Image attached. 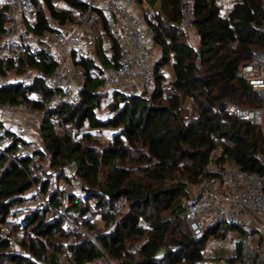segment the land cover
<instances>
[{"label":"trees","instance_id":"obj_1","mask_svg":"<svg viewBox=\"0 0 264 264\" xmlns=\"http://www.w3.org/2000/svg\"><path fill=\"white\" fill-rule=\"evenodd\" d=\"M35 10L27 22L28 30L40 34L48 30L47 16L65 20L72 10H84L83 2L58 0L66 9L58 10L52 0H33ZM159 0H149L156 5ZM223 0H195L197 46L186 39L178 26L183 14V0H160L152 44L159 56L154 63L155 90L152 100L138 95L115 92L97 93L99 66L90 57L79 63L87 72L81 101L62 104L48 114L42 131L47 149L53 154L51 167L62 169L74 162L76 174L84 182L93 207L71 196L69 210L75 221L90 233L113 264H216L220 258L205 255L206 238L219 231L212 227L201 241L194 240L185 220V200H190L188 186L196 182L202 169L217 154L226 155L243 170L264 174V137L261 128L229 115L227 104L242 108L264 109V99L249 83L238 76L242 66L251 62L254 52L264 50V35L258 28L264 23V0H234L223 16ZM106 28L107 16L99 13ZM11 20L8 8L0 7V42ZM113 61L105 56L103 37L96 45L101 65L115 66L120 56L117 41H110ZM10 51L0 43V74L12 69ZM200 56V59L198 58ZM39 56V57H38ZM20 72L30 69L50 75L54 66L42 55L25 51ZM172 65L173 78L162 73ZM40 95L39 100L31 95ZM50 90L39 78L27 86L21 82L0 89V104L25 102L45 106ZM108 115L98 111L106 104ZM57 118L52 120V114ZM87 126L80 139L77 134ZM57 129V130H56ZM103 133L106 141L96 137ZM32 183L26 172L0 155V233L30 230L16 254L0 241V264H37L29 256L63 264L67 250L77 264H89L102 256L100 249L82 234L63 228L61 219L51 218L46 208L27 214L17 225L11 208L21 203ZM119 199L126 208L114 213ZM186 201V202H187ZM100 216L103 227L96 222ZM113 226L108 229V223ZM72 239V241H71ZM71 241V244H66ZM139 243L137 251L129 244ZM236 257H225L236 260Z\"/></svg>","mask_w":264,"mask_h":264},{"label":"built area","instance_id":"obj_2","mask_svg":"<svg viewBox=\"0 0 264 264\" xmlns=\"http://www.w3.org/2000/svg\"><path fill=\"white\" fill-rule=\"evenodd\" d=\"M55 5L58 0H52ZM86 6L84 10H72L65 20L47 16L48 30L38 34L28 31L35 10L33 0H0V7H7L11 20L6 24L2 45L9 49L8 58L12 69L0 74V89L21 82V57L25 51L42 55L52 63L50 75L30 69L27 73L39 78L52 90L45 106L33 107L25 102L0 104V155L21 167L32 183V189L23 196L21 203L12 206L11 213L17 225H21L27 214L46 208L51 218L61 219L63 228L73 234H82L97 246L102 256L89 264H113L97 241L75 221V214L69 210L70 197L83 203L93 204L88 190L76 174V165L69 162L66 167H51L53 154L47 149L41 133L48 114L62 104H78L81 91L87 80L85 67L79 63L90 57L99 66L100 84L97 93L119 92L126 96L138 95L145 101L152 100L155 90L154 63L157 58L147 43L153 40V31L148 19L155 22L158 7L149 0H77ZM195 0H183V16L178 26L186 33H195ZM234 0L222 8L227 16ZM160 2V0L158 1ZM99 13L107 16L106 28L110 32L109 41H117L120 56L115 66L106 67L97 58L96 45L104 34ZM258 32L264 35V23ZM112 49L106 48L105 56L113 61ZM39 57V56H38ZM200 56L198 55V58ZM238 76L244 79L256 94L264 99V50L254 52L251 62L242 66ZM40 95L33 99L39 100ZM225 110L240 121L261 128L264 137V109H246L237 104H227ZM55 120L57 114H52ZM201 172L199 179L188 186L190 200L185 205V220L196 241L205 238L212 227L226 223L237 232L219 242L226 248H234L236 260L220 258L216 264H264V174L243 170L226 155L217 154ZM125 199H119L114 213L120 214ZM113 226V221L107 228ZM30 230L21 228L14 231L5 228L0 233V241L6 240L13 253L22 254L17 247L24 241ZM226 234V231L223 235ZM225 237V236H224ZM72 241V239H71ZM69 241L66 245L71 244ZM214 242L210 236L206 244ZM140 245L138 244V248ZM130 250L133 248H129ZM37 264H50L46 259L29 256ZM63 264H77L67 250L62 255Z\"/></svg>","mask_w":264,"mask_h":264},{"label":"rangeland","instance_id":"obj_3","mask_svg":"<svg viewBox=\"0 0 264 264\" xmlns=\"http://www.w3.org/2000/svg\"><path fill=\"white\" fill-rule=\"evenodd\" d=\"M229 1L230 0H223V2H222V4H224V5H226V4H228L229 3ZM56 7H57V9H63V7H64V5L62 4V3H60V4H57L56 5ZM31 23H34V18L32 17V20H31ZM186 35V39L188 40V42L191 44V45H193V46H195L196 47V42H198V40H197V38L195 37V35H193V34H189V33H186L185 34ZM196 41V42H195ZM2 42V41H1ZM0 42V43H1ZM198 44V43H197ZM1 45H2V43H1ZM147 47H149V48H151L153 51H154V48H153V44H148L147 45ZM198 47L199 46H197L196 48L198 49ZM107 48V47H106ZM106 48H104V49H106ZM159 52H157V54H158ZM159 55V54H158ZM162 73L164 74V75H166V78H167V80H171L172 78H173V70H172V65L170 64V63H167L166 65H165V67H163V69H162ZM21 79V83H23V84H25V83H27V82H31L32 80V76H31V74L30 73H27V72H25L24 74H23V76H21L20 77ZM112 92L111 93H109L107 96H106V98H107V100H111L112 98ZM34 96H35V94L34 95H31V97L32 98H34ZM107 101H106V104L100 109V111H98V115L101 117H104V116H106V115H108L107 113H108V109H107ZM87 129V126L84 128V129H82L78 134H77V136L75 137V139L76 140H78V139H80L81 138V136H82V133L83 132H85V130ZM57 130V129H56ZM96 137L97 138H99L100 140H102V141H106V138L105 137H103V133H99V134H96ZM84 183V182H83ZM187 200H185V202H184V205H186V203L189 201H187ZM89 206H91V207H93L94 205H95V200L93 201V204H89V203H87ZM125 204H126V201H125V203H124V207H123V209L125 210V208H126V206H125ZM96 222L98 223V224H100V226H104L103 225V223H102V221H101V217L100 216H97L96 217ZM106 227H107V225H106ZM220 228H219V231L217 230L216 232H213L211 235H210V239H212L213 241H214V243H216V244H214V249L215 250H217L218 251V255L220 256H223V253L221 254L219 251L220 250H218L219 248V245H220V248H226L225 246H223V245H221L219 242H217L218 240H219V237H222V240H227L228 239V237L230 236V235H232V234H234L235 232H237V229L235 228H230V227H228V225L226 224V223H224V224H221L220 226H219ZM226 231V234L225 235H223V233ZM88 234H90L89 232H88ZM225 236V237H224ZM86 238V237H85ZM213 243V242H212ZM138 244L139 243H137V244H129L128 246H129V248H133V249H131L130 251H137V249H138ZM21 245H18V247H17V249L20 251V252H23V253H26V252H24V250L20 247ZM209 247V245L208 246H206V248H208ZM231 250L232 251H234V248H231ZM230 250V251H231ZM231 251V252H232ZM224 252V251H223ZM205 255H207V254H205ZM208 256V255H207Z\"/></svg>","mask_w":264,"mask_h":264},{"label":"crops","instance_id":"obj_4","mask_svg":"<svg viewBox=\"0 0 264 264\" xmlns=\"http://www.w3.org/2000/svg\"><path fill=\"white\" fill-rule=\"evenodd\" d=\"M60 4V3H59ZM56 6V5H55ZM156 6L158 7V12H159V8H160V2H157L156 3ZM66 9V7L64 6L63 7V9H58V10H60V11H62V10H65ZM30 25H32V23H30ZM27 27H28V25H27ZM101 28H104V34L105 35H103L102 34V36L101 37H103V43H104V48H106V47H108L109 45H110V41H109V37L107 36V33H106V31H105V26H104V24H103V22H101ZM31 34H34V33H32L30 30H28ZM193 35H195V37L197 38V36H196V33H192ZM198 40V39H197ZM196 42V41H195ZM197 43L198 42H196V47H197ZM148 44H152V42L151 41H149L148 43H147V45ZM193 46V45H192ZM147 48H149V47H147ZM153 48H154V54H155V56L156 57H158L159 55V53L157 54V52H159L158 51V49L153 45ZM151 49V48H150ZM152 50V49H151ZM214 244H216V243H212L211 245H209V247L208 248H206L205 249V254H207L208 255V257H211V258H225V257H233L234 255H235V251H232L231 250V248H220V245H219V249L218 250H220L219 252L222 254L223 253V256H219L218 255V251L217 250H215L214 249ZM232 252H231V251ZM224 251V252H223Z\"/></svg>","mask_w":264,"mask_h":264}]
</instances>
